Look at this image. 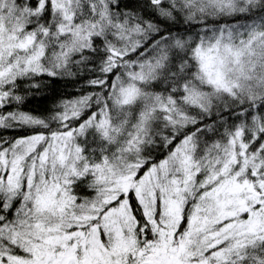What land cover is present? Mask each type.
<instances>
[{
  "label": "snow or ice",
  "instance_id": "6c2138e0",
  "mask_svg": "<svg viewBox=\"0 0 264 264\" xmlns=\"http://www.w3.org/2000/svg\"><path fill=\"white\" fill-rule=\"evenodd\" d=\"M0 264H264V0H0Z\"/></svg>",
  "mask_w": 264,
  "mask_h": 264
}]
</instances>
